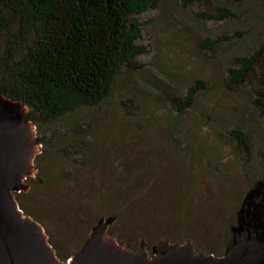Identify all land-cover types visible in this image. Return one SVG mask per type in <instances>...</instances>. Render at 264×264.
<instances>
[{
  "label": "rangeland",
  "instance_id": "1",
  "mask_svg": "<svg viewBox=\"0 0 264 264\" xmlns=\"http://www.w3.org/2000/svg\"><path fill=\"white\" fill-rule=\"evenodd\" d=\"M216 8L229 9L233 18H199ZM136 20L142 24L136 46L144 54L116 75L98 106L67 118L88 119L90 164L74 179L54 183L53 190L50 183L42 189L41 182L24 181L26 191L13 195L22 203L21 215L37 221L60 263L76 254L98 221L108 222L106 236L130 252L143 244L151 257L159 243H188L193 253L218 258L231 242L249 185L264 174L258 171L264 160V115L250 103L258 77L236 92L225 87V70L233 60L264 45L262 0H212L208 7L188 8L162 0ZM203 40L220 44L207 52ZM154 76L171 83L161 92ZM195 80L207 81L208 91L199 92L189 110L175 113L165 99L182 100ZM152 85L156 90H149ZM234 128L248 136V152L229 136ZM180 139L186 142L185 155ZM55 141L54 151L67 142ZM40 157L38 164L54 176L67 174L69 163L59 154ZM32 167L30 181L38 170Z\"/></svg>",
  "mask_w": 264,
  "mask_h": 264
},
{
  "label": "trees",
  "instance_id": "2",
  "mask_svg": "<svg viewBox=\"0 0 264 264\" xmlns=\"http://www.w3.org/2000/svg\"><path fill=\"white\" fill-rule=\"evenodd\" d=\"M211 1L178 0V3L181 8L208 7ZM161 2L0 0V97L25 108L23 120L34 128L36 142L42 149L32 162L38 169L34 180L26 178L25 181L36 185L41 182L39 187L42 189L50 183L53 190L54 183L60 186L74 179L90 164L87 159L88 119L77 123L67 118L78 109L98 106L108 96L116 75L144 54V49L136 46L142 30L136 17L158 9ZM262 9L264 22V0ZM199 18L220 22L232 19L233 13L226 8H216L213 14ZM218 44L217 40H203L200 46L212 52ZM233 61L232 67L225 70V87L236 92L257 76L258 90L250 103L264 115V45L253 54ZM156 78L160 82L157 90L161 91L164 85L171 83L170 79ZM153 85L149 90H156ZM206 91L208 82L195 80L185 89L182 100H165L175 113L180 114L191 108L199 92ZM167 118V123L172 122L169 116ZM68 122L69 127L64 125ZM229 136L237 147L248 152V136L236 128L229 132ZM56 139L70 143L66 142L62 149L54 151L52 147ZM185 147L186 142L184 155ZM42 154H59L64 164L69 163L67 174L60 172L59 176H54L48 166H40L36 159ZM260 165L258 171L262 172L264 160ZM211 168L216 170L214 166ZM110 187L117 186L112 184ZM257 188L264 191V174L255 176L247 192ZM15 202L19 210L24 211L19 196H15ZM222 253L217 256L221 257Z\"/></svg>",
  "mask_w": 264,
  "mask_h": 264
},
{
  "label": "water",
  "instance_id": "3",
  "mask_svg": "<svg viewBox=\"0 0 264 264\" xmlns=\"http://www.w3.org/2000/svg\"><path fill=\"white\" fill-rule=\"evenodd\" d=\"M25 108L0 97V264H264V191L243 196L223 255L193 253L190 244L159 243L148 257L143 244L130 252L106 236L108 222L98 221L80 249L60 263L41 227L21 215L13 195L24 192L39 149L33 127L23 120Z\"/></svg>",
  "mask_w": 264,
  "mask_h": 264
}]
</instances>
